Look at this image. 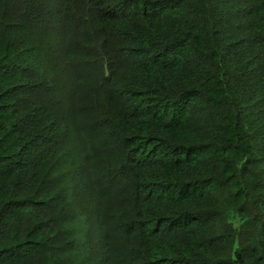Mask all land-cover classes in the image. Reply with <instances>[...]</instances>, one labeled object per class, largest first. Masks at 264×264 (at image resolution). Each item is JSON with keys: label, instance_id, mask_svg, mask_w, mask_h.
<instances>
[{"label": "trees", "instance_id": "1", "mask_svg": "<svg viewBox=\"0 0 264 264\" xmlns=\"http://www.w3.org/2000/svg\"><path fill=\"white\" fill-rule=\"evenodd\" d=\"M0 264H264V0H0Z\"/></svg>", "mask_w": 264, "mask_h": 264}]
</instances>
